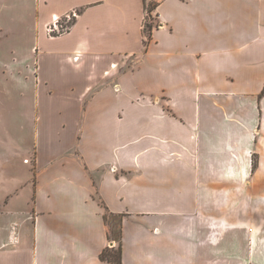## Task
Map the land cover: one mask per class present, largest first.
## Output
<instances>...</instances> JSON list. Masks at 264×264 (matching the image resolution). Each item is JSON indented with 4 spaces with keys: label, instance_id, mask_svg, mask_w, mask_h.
<instances>
[{
    "label": "crops",
    "instance_id": "0c3cea01",
    "mask_svg": "<svg viewBox=\"0 0 264 264\" xmlns=\"http://www.w3.org/2000/svg\"><path fill=\"white\" fill-rule=\"evenodd\" d=\"M16 10L43 97L36 143L14 142L31 104L6 97L24 56L0 40V264H109L105 209L121 264H264V0H161L146 50L143 0H0L1 21ZM236 184L256 207L206 215Z\"/></svg>",
    "mask_w": 264,
    "mask_h": 264
},
{
    "label": "rangeland",
    "instance_id": "374dc122",
    "mask_svg": "<svg viewBox=\"0 0 264 264\" xmlns=\"http://www.w3.org/2000/svg\"><path fill=\"white\" fill-rule=\"evenodd\" d=\"M161 0H146V9L147 11L144 13V21L142 24V29L144 28V25H153L151 27V33L154 30V28L160 27V22L158 19V14L156 13V9L158 7V4ZM156 5V7H155ZM155 7V9H154ZM21 15L20 21H17L15 18V21H1L0 20V26L5 29L6 31V38L4 37V34H0V40L5 41V46L12 47L13 50L18 51V52H23V65L21 67H18V61L21 59L20 56H15L12 57V64H13V79H12V85L9 89V93L7 94V98H12V100L19 101L22 99L28 98L29 100V105L31 104V107L28 109V118H22L21 113L17 114L18 110L16 108L13 110V119L12 117L10 118V121H7L8 125L13 124L14 127L16 125H20L21 123L26 126L25 131H26V136L27 140L26 143L22 141V136H19L20 138L15 139L14 142H18L20 145L27 144L28 146H32V144L36 143V132L38 130V125H39V114L37 113L36 108L33 107L32 102L37 99V97H43L42 91L43 89L40 87V81L37 80V71L35 70L36 66L38 63H36V60L38 59L36 55L33 53L31 54L29 52V46L36 45V40L33 36V28H34V21L31 20V12L29 11H21V10H16L13 11V16L15 17L17 14ZM146 17V20H145ZM65 17L61 18L60 23H62V26L66 28L65 32H68L71 25L73 24V18L69 22L62 21L64 20ZM46 26L44 27V29ZM62 29H60L61 31ZM147 30V29H146ZM59 31V32H60ZM64 33H58L55 32L53 37L56 36H61ZM27 35V37L25 36ZM45 34H46V29H45ZM48 37V35L46 34ZM152 37V35H151ZM7 40V41H6ZM151 41V40H150ZM149 44V43H148ZM146 45V48L148 46ZM143 47L144 46V39H143ZM4 48V45L3 47ZM146 50V49H145ZM21 69V70H19ZM109 73V72H108ZM27 83L24 82V85H21L23 81H26ZM39 92V93H38ZM46 95V96H45ZM45 97H51V95L45 94ZM0 96L4 98L5 92L1 91ZM49 108V107H48ZM17 114V115H16ZM53 118L48 119L46 122H40V130L41 131H46V133H51L53 134L54 128H53V122L49 121ZM3 131V130H2ZM4 132V131H3ZM4 133H0L1 139H4ZM3 147V144L0 142V148ZM255 161V159L253 158ZM253 161V162H254ZM251 186L249 185H232L230 188L225 190H222V195H221V200L220 202H206L205 203V210H206V215L212 214V212L219 211L220 213H228L235 215V217L240 214L244 213L247 210L254 209L256 207V202L254 199H257L254 194L251 195ZM251 198H253V201L251 202ZM119 216L123 215H113L109 211L107 213V226H108V233L110 232V238L112 239H117L116 232L121 228V222H122V217L119 218ZM229 223H233L235 221V218H226ZM212 219L209 217H206V225H211ZM116 243H113L114 249L117 250L118 248V240L112 241Z\"/></svg>",
    "mask_w": 264,
    "mask_h": 264
},
{
    "label": "trees",
    "instance_id": "16d2710c",
    "mask_svg": "<svg viewBox=\"0 0 264 264\" xmlns=\"http://www.w3.org/2000/svg\"><path fill=\"white\" fill-rule=\"evenodd\" d=\"M143 5H144V11L146 12L147 9L145 7L146 5V0H143ZM156 7V5H155ZM154 7V9H155ZM146 14V13H145ZM145 20H146V17H145ZM74 22V20H73ZM153 25H144V28L142 29V35H143V39H144V46H145V49H146V45L148 43H150V40H151V27ZM147 29V30H146ZM263 92H264V89H263ZM107 213L108 211L105 209V212H104V215H103V218H104V221L106 224H108L107 222ZM122 216H119V218H121ZM110 232L108 233V238L110 241H116L118 240V248L117 250H115L114 248H107L105 250L102 251V253L100 254V259L102 261H106L108 262L109 264H121V242H120V238H121V229L118 231V233L116 232V236H117V239H112L110 238Z\"/></svg>",
    "mask_w": 264,
    "mask_h": 264
},
{
    "label": "built area",
    "instance_id": "2783aa9c",
    "mask_svg": "<svg viewBox=\"0 0 264 264\" xmlns=\"http://www.w3.org/2000/svg\"><path fill=\"white\" fill-rule=\"evenodd\" d=\"M76 16H77V14L75 12H72L70 15L65 16V19L62 21L67 20L66 22H69L70 20H72V18H75ZM60 21H61V18L53 17V21L50 24L46 25L45 29H46V34L48 35V37H53L55 35L53 33H55V32H58V33H64L65 32L66 28H64L62 26V23H60ZM60 29H62V30L60 31ZM73 61L74 62L79 61V57L78 56L74 57ZM114 67H115V65H111V68H114ZM105 74H108V72H105Z\"/></svg>",
    "mask_w": 264,
    "mask_h": 264
}]
</instances>
